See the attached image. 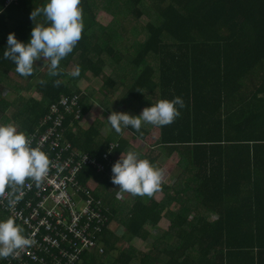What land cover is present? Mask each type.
<instances>
[{
  "label": "trees",
  "instance_id": "1",
  "mask_svg": "<svg viewBox=\"0 0 264 264\" xmlns=\"http://www.w3.org/2000/svg\"><path fill=\"white\" fill-rule=\"evenodd\" d=\"M8 1L0 0V123L29 136L52 104L78 95L80 120L67 117L65 138L105 166L116 146L111 172L136 148L115 131L103 138L101 123L81 129L92 108V91L83 87L87 73L104 78L106 96L126 89L120 103L131 116L162 99L184 102L169 125L125 128L132 140H153V150L140 158L158 168L159 158L177 156L176 172L151 196L128 193L121 202L119 186L96 176L92 195L108 209V222L76 264H264V0H81L82 36L56 77L47 66L39 74L35 65L32 76L21 77L4 59L8 34L28 42L32 27L44 22L43 16L33 22L30 13L46 2L7 7ZM99 11L111 19L100 23ZM77 66L73 77L68 70ZM11 73L27 83L13 85ZM9 92L17 99H7ZM0 212L10 217L1 206ZM113 224L125 229L122 237ZM125 240L150 247L120 251L116 245Z\"/></svg>",
  "mask_w": 264,
  "mask_h": 264
},
{
  "label": "built area",
  "instance_id": "2",
  "mask_svg": "<svg viewBox=\"0 0 264 264\" xmlns=\"http://www.w3.org/2000/svg\"><path fill=\"white\" fill-rule=\"evenodd\" d=\"M18 0H9L7 7ZM80 97L63 96L50 107L33 134L32 147H39L51 161L48 175L39 183L26 180L0 195V206L15 219L23 234L34 241L3 264H76L80 256L97 246V236L108 222V209L93 197L96 176L111 179L107 172L117 160L111 145L102 161L79 152L65 138L67 117L80 120ZM93 174V176H89ZM83 177V178H82ZM85 177V178H84ZM116 198L123 201L122 192ZM14 203L9 205V201Z\"/></svg>",
  "mask_w": 264,
  "mask_h": 264
},
{
  "label": "clouds",
  "instance_id": "3",
  "mask_svg": "<svg viewBox=\"0 0 264 264\" xmlns=\"http://www.w3.org/2000/svg\"><path fill=\"white\" fill-rule=\"evenodd\" d=\"M80 4L81 0H46L42 7L30 13L33 22L38 16H43L44 22L32 27L28 42L18 41L14 33L8 34L3 57L15 65L19 76H32L34 65L40 60L48 62L49 76L59 75L61 61L73 52L82 36L84 22ZM79 74L77 66L71 75ZM183 107L180 97L162 99L144 108L139 116L112 112L106 122L117 133L122 128L139 131L145 123L166 126L181 115ZM50 165L49 156L39 147H32L27 134L18 130L16 124L0 123V191L5 187L23 186L26 180L41 182L48 175ZM111 172V182L119 186V192L138 196H151L158 191L163 178L162 171L148 159L140 158L136 151L120 157ZM12 203L10 200L9 205ZM32 243L14 218L0 219V258L12 256Z\"/></svg>",
  "mask_w": 264,
  "mask_h": 264
},
{
  "label": "rangeland",
  "instance_id": "4",
  "mask_svg": "<svg viewBox=\"0 0 264 264\" xmlns=\"http://www.w3.org/2000/svg\"><path fill=\"white\" fill-rule=\"evenodd\" d=\"M100 13L98 15L99 16V22L100 23H105L107 21H109L111 19V17L107 16V14L103 13L102 11H99ZM106 15V16H103ZM48 62L45 60H40L37 61L35 63V67L37 68V70L40 72L39 74L43 75V71L45 69V67L47 66ZM74 69L68 70V72L71 74L72 71ZM110 70L108 69H104V76L108 77L110 76ZM107 75V76H106ZM13 80V85L15 83L19 84V85H25L24 80H19L16 78V76L11 73L9 75ZM83 87H88L92 92L90 93L91 95L89 96L91 98V111L90 113L86 116V119L84 120L83 124L81 125V129L83 131L88 130L92 125L97 126L98 124L102 125L101 126V136L103 138H105L108 134H110L112 131V129H110L109 125L107 124L106 120L107 117L112 113V112H123L125 113L127 111V108L125 105H122L120 103L121 99H123V97H125L126 94V89H123L120 87V89H117V91L109 93V95H104L101 92V89L103 87V82H104V78L100 77V78H91L90 74L87 73L85 76V79H83ZM11 94L7 95V99L9 100H14L17 99V92L13 93V92H9ZM34 92H30L29 94L23 93V95H33ZM142 112V110L139 112L138 116L140 115V113ZM132 116H136L135 114H132ZM150 125L148 124H143L142 128H149ZM119 135H121L123 138H132L131 134L128 132L127 129L122 128V130L118 133ZM152 136V135H151ZM151 139H148V142L150 143ZM131 144L136 145V152L139 153V155L141 156H147L148 154H150V150L147 149V147L149 146V143L146 144L145 142H140V141H135V140H130ZM137 143V144H136ZM142 143L145 144V147H143ZM151 147V146H150ZM155 155H157V153H155ZM178 161V159H172V161H168V162H163L161 161V163H157V167L160 170H163V168H161V165L164 166L165 168V172H163V178L162 180L165 181L167 180V176L170 175V172H173V166L174 164ZM175 162V163H174ZM123 196H125V198H123V200L126 199V197L129 195L128 192H122ZM160 195V194H158ZM156 195V197H160L162 198V196H158ZM0 219H6V217L0 212ZM112 231L113 233L117 236V237H122L123 233H125V229H123L120 225L118 224H113L112 227ZM134 248L137 251H144L147 252L149 249V243H141V242H134V243H128L126 240L125 241H121L116 245V248L119 249L120 251H128L129 248ZM117 256V254H116Z\"/></svg>",
  "mask_w": 264,
  "mask_h": 264
},
{
  "label": "crops",
  "instance_id": "5",
  "mask_svg": "<svg viewBox=\"0 0 264 264\" xmlns=\"http://www.w3.org/2000/svg\"><path fill=\"white\" fill-rule=\"evenodd\" d=\"M148 139H151V138L148 137ZM148 139H146V141H145L146 144L149 143V142H148ZM128 140L130 141L131 138H128ZM136 144H137V143H136ZM142 145H143V147H145V144H144V143H142ZM152 145H153V140L151 139V141H150L149 146L147 147V149L150 150V151H152L153 149L150 147V146H152ZM135 147H136V145H135ZM156 157H157V156H156ZM172 159L174 160V159H178V158H177V156H173V157H171V158L161 157V158L158 159L157 163H161V161H163V162L165 163V162H168V161H172ZM178 161H179V160H178ZM178 161H177L176 163L174 162L175 164H174V166H173V168H174V169H173V172H170V175L167 176V180H165V181H167V183L173 180V176H174V174H175V172H176V169H177ZM161 168H163V170H161V171H162V174H163V172H165V168H164L163 165H161Z\"/></svg>",
  "mask_w": 264,
  "mask_h": 264
}]
</instances>
